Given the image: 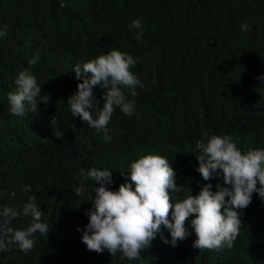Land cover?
I'll list each match as a JSON object with an SVG mask.
<instances>
[{"label":"clouds","instance_id":"9594fccd","mask_svg":"<svg viewBox=\"0 0 264 264\" xmlns=\"http://www.w3.org/2000/svg\"><path fill=\"white\" fill-rule=\"evenodd\" d=\"M132 2L58 0L45 30L30 31L21 13L47 14L0 0V37L27 50L23 69L0 64V264L35 252L42 264H164L181 248L264 264V51L220 39L140 100L137 59L86 37L108 39ZM130 27L142 42L141 19Z\"/></svg>","mask_w":264,"mask_h":264},{"label":"trees","instance_id":"16d2710c","mask_svg":"<svg viewBox=\"0 0 264 264\" xmlns=\"http://www.w3.org/2000/svg\"><path fill=\"white\" fill-rule=\"evenodd\" d=\"M36 7L47 14V17L36 10L22 12L20 18L30 31H44L49 14L56 7L58 0H32ZM166 8L155 10L133 0L121 19V27L114 28L108 39L87 34L86 37L95 43L106 54L118 49L137 59L138 63L131 70L144 78L140 100L155 90L166 92L173 67L178 68L182 56L201 58L206 49L223 39L228 45L223 49L241 51H264V0H166ZM134 19H141L143 25L142 42L136 40L137 30L130 27ZM131 21V22H130ZM250 26L248 31L241 30V24ZM235 23V26H228ZM0 29L8 31V27L0 23ZM0 37V64L10 71L23 69L26 61V47L21 46L22 58L4 44ZM62 68L61 70H67ZM212 89L204 88L203 94L209 96ZM198 132L208 125L206 119L193 122ZM70 181V176L65 178ZM264 213V211H263ZM74 233H66L65 247L73 248ZM153 246L161 249L157 242ZM171 255V257H170ZM164 264H252L249 252L232 250L219 255L195 253L188 249L164 253ZM65 261L60 255H51L48 264H61ZM18 264H42L37 261V252L31 256L22 255ZM118 264V263H113Z\"/></svg>","mask_w":264,"mask_h":264}]
</instances>
